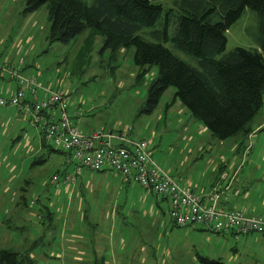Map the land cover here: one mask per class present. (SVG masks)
I'll use <instances>...</instances> for the list:
<instances>
[{
  "label": "rangeland",
  "instance_id": "374dc122",
  "mask_svg": "<svg viewBox=\"0 0 264 264\" xmlns=\"http://www.w3.org/2000/svg\"><path fill=\"white\" fill-rule=\"evenodd\" d=\"M152 1L162 6V15L168 8L177 14L178 0ZM23 6V0H0V69L8 77L5 82H14L6 74L11 68L41 83L37 95L62 90L67 113H79L70 121L82 132L130 128L129 138L145 141L151 162L162 173L198 193L215 180L216 166L225 164L226 174L235 173L231 189L239 194L233 206L228 193L223 208L248 209L264 218V129L219 140L179 100H172L171 86L151 112H143L155 65L135 80L131 46L110 55L108 49L100 50V33L85 39L88 28L65 42L50 41L46 4L29 12H23ZM159 27L158 21L137 34L161 42L197 67L193 56L148 32ZM173 28L174 19L169 34ZM224 34L223 53L235 46L259 50L257 17L248 7ZM83 42H92L90 51L81 50ZM21 88L31 98L29 90ZM38 130L17 107H0V249L15 251L34 264H209L201 259L264 264V239L258 233L233 235L174 225L167 201L145 195L132 182L118 189L116 183L123 179L107 168L74 171L67 151L46 140L43 145ZM63 167L74 175L73 184L61 183ZM152 200H158L157 210L148 206Z\"/></svg>",
  "mask_w": 264,
  "mask_h": 264
},
{
  "label": "trees",
  "instance_id": "16d2710c",
  "mask_svg": "<svg viewBox=\"0 0 264 264\" xmlns=\"http://www.w3.org/2000/svg\"><path fill=\"white\" fill-rule=\"evenodd\" d=\"M23 1V12L46 4L50 41L65 42L88 28L90 32L85 39H92L100 33V50L108 49L110 55L122 47L133 48L132 61L137 67L135 80H141L151 65H155L156 74L146 89L143 112H151L163 91L171 86L172 100H179L189 115L199 120L215 138L246 137L251 132L250 121L262 106L264 94V0H178L177 14L168 8L164 15L162 6L152 0H91L90 4L82 0ZM244 7L256 14L259 50L235 46L223 53L226 43L224 32ZM172 19L174 28L169 34ZM158 21L160 27L148 31L150 35L156 40L171 41L176 49L193 56L197 67L179 59L161 42H150L137 34L142 28L152 27ZM91 45L92 42H83L80 48L90 51ZM9 69L8 73L15 77L13 72L17 70ZM41 139L43 143V137ZM111 171L127 183H136L148 194L167 201L150 187L143 188L138 182ZM223 172L225 170L219 175ZM63 173L68 172L63 170ZM234 175L228 193L235 189H231ZM228 179L229 174L224 177L225 184ZM216 232L233 234L224 230ZM201 260L209 264H223ZM24 262L34 264L32 259L15 251L0 249V264Z\"/></svg>",
  "mask_w": 264,
  "mask_h": 264
},
{
  "label": "built area",
  "instance_id": "2783aa9c",
  "mask_svg": "<svg viewBox=\"0 0 264 264\" xmlns=\"http://www.w3.org/2000/svg\"><path fill=\"white\" fill-rule=\"evenodd\" d=\"M13 73L18 86L8 96L0 94V107L15 106L24 113L30 123L39 127L44 141L69 153L74 171L81 168L95 171L107 168L138 182L143 188L150 187L167 200L168 216L174 225H198L214 232L224 230L233 234L253 231L264 239V218L241 209L220 207L219 195L223 190L216 185L207 194L200 196L189 186L170 179L152 165L149 152L145 149V141L129 138L127 132L130 128L117 131L95 129L85 134L70 121V117L79 113H67V97L62 90L48 92L46 96L36 100L37 89H42L41 83L32 76L22 77L15 71ZM20 85L29 90V101L25 99ZM233 175L234 173L229 176L225 184L224 190L227 193ZM219 177L224 179L227 174L223 172ZM57 178L58 176L52 175L51 180L57 181ZM60 181L63 184H73L75 177L70 172L63 173ZM237 193V189L232 190L233 195ZM225 197L226 194L223 199Z\"/></svg>",
  "mask_w": 264,
  "mask_h": 264
},
{
  "label": "crops",
  "instance_id": "0c3cea01",
  "mask_svg": "<svg viewBox=\"0 0 264 264\" xmlns=\"http://www.w3.org/2000/svg\"><path fill=\"white\" fill-rule=\"evenodd\" d=\"M8 71H10V69L8 68L7 69V75L9 74L8 73ZM17 72V71H16ZM5 73V72H4ZM19 74V73H18ZM21 75V74H20ZM9 77H10V79L12 80V81H14L13 82V84H11V83H9V82H5V81H7L6 80V78H8L7 76H4V74H3V71L2 70H0V94L1 95H3V96H8L15 88H17V82H16V76L14 77V76H10V75H8ZM14 80H13V79ZM4 92V93H3ZM37 94V93H36ZM44 95H45V93L43 92V94L42 95H37V97H36V100H39V99H41V98H43L44 97ZM29 96L28 97H26L25 96V99H28V101H29ZM264 105V94H263V97H262V106ZM262 106L260 107V109L262 108ZM259 109V110H260ZM263 110H264V108H262ZM259 110H258V112H259ZM258 112L255 114V116L252 118V120L250 121V128H251V132L252 131H255V130H258V129H260V128H262V127H264V113L262 114V116L261 117H258L257 118V114H258ZM39 131V130H38ZM92 130H90V131H86V132H83V133H85V134H87V133H90ZM40 133V132H39ZM41 136V135H40ZM246 146H248V148H249V145H246ZM67 163H69V161H67ZM223 166H225L224 164H218L217 166H216V168H217V171H216V175H215V177H214V181H209L210 183L208 184V186H206V187H204V186H202V187H199L200 189H199V193L198 192H196V190H194L196 193H198L200 196H204L205 194H207L209 191H210V189H211V187H213L214 185H216L220 190H223V193H221L220 195H219V206L220 207H223V206H225L224 205V202L227 200V197H228V193L227 192H225V190H224V188H225V180L224 179H220L219 177H218V175H219V173L220 172H222L223 170H225V167H223ZM63 169H64V167H63ZM219 169H220V171H219ZM64 171H66V172H68L66 169H64ZM216 180H218V181H216ZM124 181V180H123ZM116 185L118 186V189L119 188H122V187H124V189H125V187H128L130 184H128L126 181H124V182H120V183H116ZM209 189H208V188ZM140 189H142L141 187H140ZM142 192L145 194V195H151V194H148L144 189H142ZM139 193H140V191H139ZM225 194H227V196L223 199V197L225 196ZM230 198L232 199V205L233 206H235V205H237V200L235 199L236 197H233V196H230ZM146 200V197L144 198V201ZM153 201V203L151 202V201H149V204H148V206H151V208H154V209H156L155 207H158L159 205H158V203H157V201L158 200H152ZM168 206V205H167ZM157 210V209H156ZM245 211H247V212H250L251 213V211H249L248 209L247 210H245ZM119 242H121V244H123V241H121V240H119ZM124 246V248H125V245H123ZM123 246H121V247H123ZM109 255H114V253H112V254H109ZM112 258H113V256H112Z\"/></svg>",
  "mask_w": 264,
  "mask_h": 264
}]
</instances>
